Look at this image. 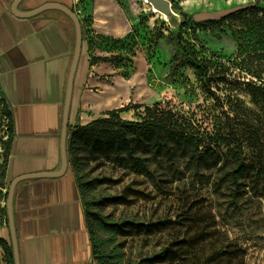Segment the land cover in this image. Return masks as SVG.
Masks as SVG:
<instances>
[{"label": "rangeland", "instance_id": "obj_1", "mask_svg": "<svg viewBox=\"0 0 264 264\" xmlns=\"http://www.w3.org/2000/svg\"><path fill=\"white\" fill-rule=\"evenodd\" d=\"M169 1L174 19L155 12L157 9L147 0H131L137 24L132 39L126 44L98 37L90 29L91 18L86 16V52L91 56L102 52L99 60L113 58L115 76L108 81L116 82L121 95H128L120 102L122 107L143 106L123 113V119L141 121L145 107L159 105L162 109L180 111L210 135L216 128L210 107L216 102L202 91L196 72L188 67L174 40L181 39L203 61H215L213 54L224 63L227 61V79L232 87L219 84L222 90L218 93L223 100L238 97L252 107L245 95L231 92L247 77L228 64L238 48L232 27L195 26L192 31L184 26L183 15L203 25L207 20L220 19L252 6L257 0H233L226 10L212 12L204 8L197 12L198 0ZM260 6L264 7V0ZM10 110L0 89V230L6 225L4 198L9 191L4 164L11 133ZM68 156L69 162L74 156L81 160V167L74 171L76 177L84 181L96 179L100 183L89 192L90 197L112 198L96 209L98 213L114 221H133L139 225L127 226L118 233L117 241L126 254L123 264H150L148 257L163 250H168L166 260L155 264H264V197L252 193L238 196L235 187L224 182L220 165L210 167L190 163L185 158H177L175 165L166 159L151 161L153 176L150 178L103 160L90 161L84 151L68 153ZM227 161L231 163V158ZM166 219L174 223L151 230L142 226ZM97 235L103 238L104 232L98 230ZM0 264H6L1 246ZM93 264H101L97 256Z\"/></svg>", "mask_w": 264, "mask_h": 264}, {"label": "crops", "instance_id": "obj_2", "mask_svg": "<svg viewBox=\"0 0 264 264\" xmlns=\"http://www.w3.org/2000/svg\"><path fill=\"white\" fill-rule=\"evenodd\" d=\"M55 4L73 9L82 27L86 16L90 17L94 34L121 44L130 42L137 24L131 0H0V89L14 121L6 171L8 189L27 176L61 170L75 27L57 10L29 16ZM86 37L74 83L68 135L76 126L122 108L120 102L128 98L121 95L116 82L108 81L115 76L113 58L99 60L100 51L92 57L86 52ZM13 215L20 264H93L86 209L70 162L60 178L20 182L13 196ZM9 235L6 224L0 237L8 239Z\"/></svg>", "mask_w": 264, "mask_h": 264}, {"label": "trees", "instance_id": "obj_3", "mask_svg": "<svg viewBox=\"0 0 264 264\" xmlns=\"http://www.w3.org/2000/svg\"><path fill=\"white\" fill-rule=\"evenodd\" d=\"M262 1L257 0L254 5L233 11L220 19L207 20L203 25L196 23L188 15H183L184 26H189L192 31H195V26L232 27L238 48L233 61H228V64L247 77H243L238 89L231 92L245 95L252 107L247 106L238 97L232 99L233 97L229 96L223 100L218 93L222 90L219 84L232 87L227 79L229 75L227 61L224 63L215 54H213V57L217 58L215 61L212 59L203 61L197 56V51L188 49L181 39L176 38L174 41L188 67L196 72L202 91L216 102L210 107L215 132L205 134L185 114L174 109H162L159 105L145 107V117L141 121L125 120L121 116L123 113L143 108L141 105L128 104L107 112L105 117L90 124L76 126L70 130L69 153L84 151L90 161L103 160L150 178L153 176L151 161L166 159L175 165L177 158H185L190 163H204L210 167L220 165L224 182L231 183L238 196L252 193L264 197V7L260 6ZM82 29L84 37L86 30L85 27ZM194 39L198 40L195 35ZM128 77L126 75V78ZM9 118L11 133L8 138L4 174L8 168L14 135L11 110ZM223 149H226V152ZM227 158H231V163H228ZM70 163L74 171L81 167V160L77 156L72 157ZM76 179L86 209L93 256H97L101 264H123L126 254L117 241L118 233L127 226L139 225L133 221H114L110 216L98 213L96 209L112 201V198L90 197L89 192L96 189L100 183L96 179L91 181H84L82 177ZM8 197L9 191L4 198L6 203ZM4 212L7 228L10 229L7 205ZM173 223L166 219L142 226L151 230L168 227ZM98 230L104 232L103 238L98 237ZM0 246L5 252L6 264H15L11 236L9 235L8 239L0 237ZM167 256L168 250H163L148 257L147 262L161 263Z\"/></svg>", "mask_w": 264, "mask_h": 264}, {"label": "water", "instance_id": "obj_4", "mask_svg": "<svg viewBox=\"0 0 264 264\" xmlns=\"http://www.w3.org/2000/svg\"><path fill=\"white\" fill-rule=\"evenodd\" d=\"M150 2L155 9H157L160 13L166 16H174L173 10L171 8V3L169 0H147ZM57 10L65 14L74 24L75 27V49H74V56L73 62L70 69L69 79H68V87H67V94H66V102H65V109H64V117H63V131H62V142H61V160L62 166L61 170L56 173H44L40 175H32L27 176L23 179L17 180L12 183L9 189V197L7 200V210L9 216V228H10V235L13 245V252L15 258V264H20L19 260V251H18V243L16 238V229L14 223V215H13V196L16 187L18 184L24 180L33 179V178H60L64 176L69 167V156H68V148H67V141H68V127L70 121V113L72 107V100H73V92H74V83L75 78L78 70V66L81 60L82 52H83V29L81 21L78 17V14L71 8L65 5H48L45 7L40 8L39 10L35 11L34 13L30 14V17L42 14L47 11Z\"/></svg>", "mask_w": 264, "mask_h": 264}, {"label": "bare ground", "instance_id": "obj_5", "mask_svg": "<svg viewBox=\"0 0 264 264\" xmlns=\"http://www.w3.org/2000/svg\"><path fill=\"white\" fill-rule=\"evenodd\" d=\"M233 0H198L196 2V11L200 12L203 8L206 11H222L232 6ZM155 12L160 13L158 10ZM161 14V13H160Z\"/></svg>", "mask_w": 264, "mask_h": 264}]
</instances>
